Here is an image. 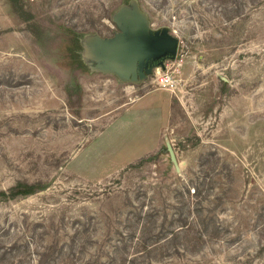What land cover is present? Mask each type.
I'll use <instances>...</instances> for the list:
<instances>
[{"label":"rangeland","instance_id":"obj_1","mask_svg":"<svg viewBox=\"0 0 264 264\" xmlns=\"http://www.w3.org/2000/svg\"><path fill=\"white\" fill-rule=\"evenodd\" d=\"M129 21L178 39L159 74L112 63ZM187 182L206 230L154 264H264V0H0V264H129Z\"/></svg>","mask_w":264,"mask_h":264},{"label":"trees","instance_id":"obj_2","mask_svg":"<svg viewBox=\"0 0 264 264\" xmlns=\"http://www.w3.org/2000/svg\"><path fill=\"white\" fill-rule=\"evenodd\" d=\"M190 186L191 184L187 182L186 186L179 189L180 196L176 201H172L171 213L168 212V208L166 211H160L158 205H147L148 198L146 197L139 201L136 208L133 207V210L129 212L128 238L130 240H127V235L124 238L121 233L119 234L121 240L114 247L116 253L111 261H117L118 256L116 255L123 252L124 257L121 258V263L126 260L127 256L129 264H134L146 256L142 263L154 264L159 261L161 249L170 247L173 254L178 255L194 248L198 244L199 236L206 230L208 218L204 214V209L199 208L200 203L203 202L202 190L198 186L190 189ZM24 187L25 189L19 190V195L27 196L35 193L33 186L25 185ZM189 196L196 198L197 207L194 204H187ZM190 232L195 235H190ZM128 242L134 244L135 254L128 255L126 252L129 248ZM87 264H94V262Z\"/></svg>","mask_w":264,"mask_h":264},{"label":"flooded vegetation","instance_id":"obj_3","mask_svg":"<svg viewBox=\"0 0 264 264\" xmlns=\"http://www.w3.org/2000/svg\"><path fill=\"white\" fill-rule=\"evenodd\" d=\"M167 34L165 30L146 29L141 22H125L112 42L116 48L121 47L111 57L112 63L133 80L144 78L176 55Z\"/></svg>","mask_w":264,"mask_h":264},{"label":"water","instance_id":"obj_4","mask_svg":"<svg viewBox=\"0 0 264 264\" xmlns=\"http://www.w3.org/2000/svg\"><path fill=\"white\" fill-rule=\"evenodd\" d=\"M136 21H129V23L130 24H132V23H135ZM144 25V24H143ZM144 27L146 28V29H149L147 26H145L144 25ZM165 30V29H164ZM166 31V30H165ZM167 36H168V38H170V40L172 41V45H173V54L175 55L176 54V49H177V44H178V39L176 38V37H174V36H171L170 34H167ZM116 45H112L111 46V48L109 49V51H108V53H109V55H111V56H113L115 53H116V50L118 49V50H120L121 49V47H115ZM115 68H116V70H118L121 74H124L125 75V72H123L122 70H120L119 69V67H116L115 66ZM168 148V152H169V154H170V156H171V159H172V161L173 162H175V163H177V158H176V155H175V152H174V150L172 149V147L171 146H168L167 147Z\"/></svg>","mask_w":264,"mask_h":264},{"label":"built area","instance_id":"obj_5","mask_svg":"<svg viewBox=\"0 0 264 264\" xmlns=\"http://www.w3.org/2000/svg\"><path fill=\"white\" fill-rule=\"evenodd\" d=\"M156 69H157V68H156ZM156 69L154 68L153 71H155ZM156 73L159 74V71L156 70ZM158 79L160 80V82H166V81L169 82V81H170V78H169V76H168L167 74H165V76L162 75L161 77L158 76Z\"/></svg>","mask_w":264,"mask_h":264}]
</instances>
